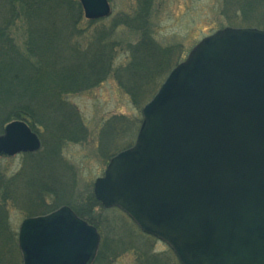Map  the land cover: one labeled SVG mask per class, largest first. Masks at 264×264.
I'll use <instances>...</instances> for the list:
<instances>
[{
  "label": "rangeland",
  "instance_id": "obj_1",
  "mask_svg": "<svg viewBox=\"0 0 264 264\" xmlns=\"http://www.w3.org/2000/svg\"><path fill=\"white\" fill-rule=\"evenodd\" d=\"M10 2L14 3L6 0ZM11 3L4 9L0 0V23L7 27L0 36L6 40L0 44V54L6 55L2 60L13 58L21 70L6 67L10 73L17 72L18 96L11 92L0 97V137L8 124L21 121L19 107L28 112L30 108L36 123L37 115L49 119L41 116L42 126L37 123L34 130L42 138L40 151L0 155V264H23L19 230L24 220L64 206H73L87 218L94 215L92 224L101 235L96 264H148L154 257L158 262L151 264H179L166 244L142 234L118 209L95 204L90 193L94 194L95 181L103 177L113 156L135 144L142 110L171 71L200 41L219 30H264V0H109L113 14L93 24L84 16L78 29L82 36L71 32L67 19L64 23L60 11L68 13L66 0H50L41 7ZM40 11L57 12L58 17L39 19L34 25ZM114 22L117 26L129 22L135 29L140 22L144 34L119 26L103 36L107 32L100 29L111 32ZM54 24V34L41 36L42 28ZM99 35L103 37L100 49H110L103 60L109 75L100 84L101 58L95 49ZM141 40L144 44H139ZM85 51L97 55L94 63H86ZM133 54H138L135 62ZM24 66L30 70L24 71ZM131 68L134 72L129 74ZM27 76L33 81L24 87L22 78ZM47 122H52L51 129ZM66 123L70 128L63 129ZM58 127L70 132L73 142L56 145L55 135L63 133ZM57 159L62 167L56 165Z\"/></svg>",
  "mask_w": 264,
  "mask_h": 264
},
{
  "label": "water",
  "instance_id": "obj_2",
  "mask_svg": "<svg viewBox=\"0 0 264 264\" xmlns=\"http://www.w3.org/2000/svg\"><path fill=\"white\" fill-rule=\"evenodd\" d=\"M89 21L108 0H79ZM135 145L111 159L94 194L165 243L181 264H264V30L202 40L142 111ZM41 149L22 121L0 155ZM98 230L69 207L25 220L23 264H94Z\"/></svg>",
  "mask_w": 264,
  "mask_h": 264
},
{
  "label": "trees",
  "instance_id": "obj_3",
  "mask_svg": "<svg viewBox=\"0 0 264 264\" xmlns=\"http://www.w3.org/2000/svg\"><path fill=\"white\" fill-rule=\"evenodd\" d=\"M14 1V3H11V4H17L18 5V2L20 3V4H22V5H32V6H34V7H41V6H45V5H47V4H49L50 3V0H13ZM147 1V0H146ZM149 2H153L154 0H148ZM4 2H5V6H4V9H9V5H10V3H6V0H4ZM66 2L68 3L67 5H68V13L66 12V11H60V13H63V20H64V23H65V20L67 19L68 20V26H70V29H71V32L72 33H76L77 35H79V36H82V32L80 31V30H78L79 29V27H80V25L82 24V22L84 21V11H83V8H82V6H81V4H80V2H79V0H66ZM56 5H57V3H56ZM41 13H42V11H40ZM39 13V15H37L36 16V23L34 24V25H37L38 24V20L40 19V21L43 19V18H46V17H49L50 19H51V21L53 20V19H56L57 17H58V14H57V12H52V13H50V11L48 12V13ZM93 23H98V21H92V23L91 24H93ZM137 24H140V26L142 25L140 22H138ZM112 27H113V30H111V32L109 31V30H107V27H105V29H100L102 32H107V33H109V34H107V33H104L103 34V36H107V35H111V33H114V32H116V30L118 29V28H120L119 26H121V27H123V28H130V29H135V28H133V27H131L130 25H129V22H124V23H120L118 26H117V24H116V22H114V23H112ZM51 26V25H50ZM49 26V27H50ZM139 25H138V29H135V30H138V32H142V34H144V31H143V29L142 28H139L140 27ZM143 26V25H142ZM38 27H39V25H38ZM56 27V24H54V26H52V27H50V28H48V27H45L46 29L44 30V28H42V31H39V33L41 34V36H46V37H48V36H50L51 34H54L55 33V28ZM6 30H7V27H5L4 25H2V23H0V36H2V35H5L6 34ZM145 30V29H144ZM96 31H98V30H96ZM100 31V32H101ZM30 33V35L31 36H35V33L33 34V32L31 31V32H29ZM85 33V32H84ZM97 34H98V32H97ZM98 38V40H95V43H96V46H95V49L97 48V51H98V57H100L101 58V66H100V68L102 69V76H100V78L101 79H99V84L100 83H102L103 81H105V79L106 78H104V76L105 75H109V73H107L104 69L106 68V65L104 66L103 65V60H104V58H105V53H107V56H108V52H110V49H106V51H105V49H104V47H103V49L104 50H101L100 49V47H102L101 45H102V42H103V37H101L100 35H99V37H95V39H97ZM0 44H4V42H6V40H4L3 38H2V40H1V38H0ZM144 44V41H142L141 40V42H139V44ZM7 44H8V42H7ZM104 46H105V44H104ZM0 47H2L1 45H0ZM106 47V46H105ZM141 46H139V48H140ZM133 52V51H132ZM139 52H141V51H137L136 53H139ZM134 53V52H133ZM2 55H5V53H3V54H0V69L2 70L1 72H2V75H0V81H1V85H0V92L2 93V96H1V94H0V97H3V94H6V95H8V94H11V92H13V93H17V96H18V89L16 88V86H18V83L15 81V80H17V77H15L14 76V73H17L16 71H14V73H10L9 71H7V69H6V67H11L12 69H17V67H15V64H14V62H13V58H6L7 60H2V58H3V56ZM84 55H85V58H87V61H86V63H89V64H91V63H94V60H96V58H98L97 57V55L95 56L94 54H93V51H91V53L90 52H87V51H85V53H84ZM143 55V54H142ZM6 56V55H5ZM137 57H138V54H133V57H132V61H134L135 62V59H137ZM29 62V61H28ZM26 65H27V63H25ZM19 67V66H18ZM19 70H21L20 68H18ZM17 69V70H18ZM24 71H28V70H30V68L29 67H26V66H24ZM19 70H18V72H19ZM91 70H93V71H95L96 70V68H92ZM130 71L128 72L129 74H131V73H133L134 72V70H133V68H131V69H129ZM20 78H19V76H18V80H19ZM32 80V78H30V77H25V78H22V82H24L23 83V85H24V87L25 86H27L26 85V83H29L30 81ZM33 81V80H32ZM91 87H94V86H91ZM6 88H10L11 89V91H7L6 90ZM90 88V87H89ZM36 91V90H35ZM35 91H33L34 92V94H36L35 93ZM46 91L48 92V89H46ZM58 92V91H57ZM57 92L55 93V94H57ZM32 115H33V113H32V111H31V109L29 108V112L27 111V110H24V109H22V108H18V120H22V121H26L27 123H29L30 124V127L33 129V130H35V127H37V126H39L38 124H40L41 125V123H40V120H41V116H43L44 118H48V116L46 117L45 115H37L36 116V118H37V123H36V121H35V119H33V117H32ZM49 119V118H48ZM45 120V119H44ZM65 120V119H64ZM69 120V119H68ZM46 121V120H45ZM48 123V122H47ZM53 124H52V122L49 124L48 123V126H49V128L51 129V126H52ZM42 126V125H41ZM63 129H67V128H70L69 127V124L68 123H66L65 125L63 124ZM59 128V127H58ZM61 131H63V129L62 128H59ZM65 131V132H64ZM63 131V133H61V134H56L55 135V143H56V145H58L59 147H61V146H65L66 145V142H73V141H71V140H73V138H70L72 135L71 134H69L70 132H68V131H66V130H64ZM42 139V138H41ZM81 142H83V140L81 141ZM55 147V146H54ZM54 150H56L55 148H54ZM59 150V149H58ZM58 155H60V153L58 154ZM114 157V156H113ZM56 162L59 164H56L57 166H59V167H62V166H60V164H63V163H61V160H56ZM53 164V163H52ZM3 176V175H2ZM1 178V177H0ZM3 178H4V176H3ZM40 194H43V193H40ZM90 200L92 201L93 200V202L95 203V204H100L98 201H97V199H96V197L94 196V194H93V192L91 191V193H90ZM89 200V201H90ZM101 205V204H100ZM71 209L80 217V218H82V219H84L85 221H87L88 223H90L91 225H94V224H92V221H93V219H95L94 218V215L92 214L89 218H87V217H85V216H83L82 215V213H80L77 209H75V208H73V206L71 207ZM96 227V226H95ZM136 227V226H135ZM98 230H99V228L98 227H96ZM137 228V227H136ZM135 228V229H136ZM138 229V228H137ZM139 230V229H138ZM140 231V230H139ZM141 232V231H140ZM142 233V232H141ZM142 234H144V233H142ZM145 235V234H144ZM147 236V235H146ZM150 237V236H149ZM118 249H121V247H119ZM172 252V251H171ZM172 254L174 255V253L172 252ZM99 255H100V251H99V253H98V256H97V259H96V261H95V263L94 264H96L97 263V261H98V258H99ZM175 256V255H174ZM176 257V256H175ZM178 260V259H177ZM150 261H152V262H158V260H157V257H154V258H152L151 260L149 259L148 260V264H151L150 263ZM179 264H180V262H179Z\"/></svg>",
  "mask_w": 264,
  "mask_h": 264
},
{
  "label": "flooded vegetation",
  "instance_id": "obj_4",
  "mask_svg": "<svg viewBox=\"0 0 264 264\" xmlns=\"http://www.w3.org/2000/svg\"><path fill=\"white\" fill-rule=\"evenodd\" d=\"M22 121V120H21ZM22 122H25L29 127H30V124L29 123H27L26 121H22ZM31 128V127H30ZM31 130L40 138V140H41V137L39 136V134H37V132L36 131H34L32 128H31ZM42 142V141H41ZM41 148H42V146H41Z\"/></svg>",
  "mask_w": 264,
  "mask_h": 264
}]
</instances>
